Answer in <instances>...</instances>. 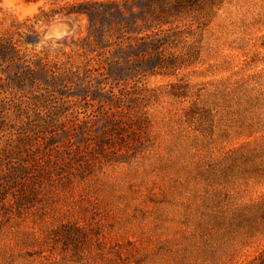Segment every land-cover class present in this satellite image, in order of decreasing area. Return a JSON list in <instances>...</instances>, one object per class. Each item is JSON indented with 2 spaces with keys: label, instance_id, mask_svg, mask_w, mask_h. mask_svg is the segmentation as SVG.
Segmentation results:
<instances>
[{
  "label": "rangeland",
  "instance_id": "obj_1",
  "mask_svg": "<svg viewBox=\"0 0 264 264\" xmlns=\"http://www.w3.org/2000/svg\"><path fill=\"white\" fill-rule=\"evenodd\" d=\"M0 264H264V0H0Z\"/></svg>",
  "mask_w": 264,
  "mask_h": 264
},
{
  "label": "water",
  "instance_id": "obj_2",
  "mask_svg": "<svg viewBox=\"0 0 264 264\" xmlns=\"http://www.w3.org/2000/svg\"><path fill=\"white\" fill-rule=\"evenodd\" d=\"M73 26V22L69 19L56 20L46 29L45 35L47 37H62L64 36L63 33L70 32Z\"/></svg>",
  "mask_w": 264,
  "mask_h": 264
},
{
  "label": "trees",
  "instance_id": "obj_3",
  "mask_svg": "<svg viewBox=\"0 0 264 264\" xmlns=\"http://www.w3.org/2000/svg\"><path fill=\"white\" fill-rule=\"evenodd\" d=\"M84 11H81L80 13H83ZM70 13V12H69ZM71 72H73V70H71Z\"/></svg>",
  "mask_w": 264,
  "mask_h": 264
},
{
  "label": "bare ground",
  "instance_id": "obj_4",
  "mask_svg": "<svg viewBox=\"0 0 264 264\" xmlns=\"http://www.w3.org/2000/svg\"><path fill=\"white\" fill-rule=\"evenodd\" d=\"M67 33H69V32H64L63 34L65 35V34H67Z\"/></svg>",
  "mask_w": 264,
  "mask_h": 264
}]
</instances>
